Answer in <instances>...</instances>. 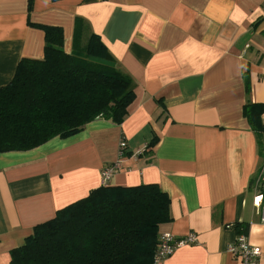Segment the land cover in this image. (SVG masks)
I'll return each mask as SVG.
<instances>
[{
  "label": "crops",
  "instance_id": "obj_1",
  "mask_svg": "<svg viewBox=\"0 0 264 264\" xmlns=\"http://www.w3.org/2000/svg\"><path fill=\"white\" fill-rule=\"evenodd\" d=\"M27 6L0 0V87L22 58L43 56L37 26L46 25L60 27L64 52L81 58L98 36L135 99L119 125L96 118L72 136L0 153V264L37 224L98 188L117 160L109 186L157 184L167 194L171 220L158 236H197L161 264H239L226 250L239 233L233 224L248 226L264 264L250 186L264 181V139L259 148L243 113L247 102L264 104V0H33L30 14Z\"/></svg>",
  "mask_w": 264,
  "mask_h": 264
},
{
  "label": "trees",
  "instance_id": "obj_2",
  "mask_svg": "<svg viewBox=\"0 0 264 264\" xmlns=\"http://www.w3.org/2000/svg\"><path fill=\"white\" fill-rule=\"evenodd\" d=\"M37 27L44 32L43 56L22 58L12 80L0 87V153L72 136L96 118L119 125L135 99L131 80L106 62L98 36H90L86 59L64 52L60 27ZM245 84L249 92L246 77ZM243 113L261 148L264 104L247 102ZM155 142L153 137L147 147ZM260 184L258 176L250 181L254 188ZM170 220L169 198L157 184L100 185L37 224L10 251V264H151L158 226ZM234 228L247 234L246 224Z\"/></svg>",
  "mask_w": 264,
  "mask_h": 264
},
{
  "label": "built area",
  "instance_id": "obj_3",
  "mask_svg": "<svg viewBox=\"0 0 264 264\" xmlns=\"http://www.w3.org/2000/svg\"><path fill=\"white\" fill-rule=\"evenodd\" d=\"M126 150L127 145L125 141H120L119 158L125 155ZM119 170H121L119 160L103 167L101 170V185H107L112 176ZM259 180L262 184L257 186L255 190L256 198L261 204L260 221L264 223V181H262V177H259ZM227 227H234V224L228 225ZM196 242L197 236L192 232L180 238H177L170 233H163L158 236V244L151 264H161L165 258L172 255L178 248ZM226 250L235 260L239 262V264H259L261 250L259 247L250 243L247 234L237 233L236 238L232 243L227 245Z\"/></svg>",
  "mask_w": 264,
  "mask_h": 264
}]
</instances>
